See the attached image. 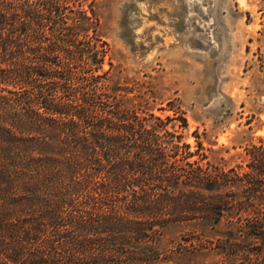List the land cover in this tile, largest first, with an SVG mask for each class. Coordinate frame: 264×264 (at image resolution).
<instances>
[{
	"label": "trees",
	"instance_id": "16d2710c",
	"mask_svg": "<svg viewBox=\"0 0 264 264\" xmlns=\"http://www.w3.org/2000/svg\"><path fill=\"white\" fill-rule=\"evenodd\" d=\"M97 28L84 0H0V264H264L263 143L247 168L204 160L97 72Z\"/></svg>",
	"mask_w": 264,
	"mask_h": 264
},
{
	"label": "rangeland",
	"instance_id": "374dc122",
	"mask_svg": "<svg viewBox=\"0 0 264 264\" xmlns=\"http://www.w3.org/2000/svg\"><path fill=\"white\" fill-rule=\"evenodd\" d=\"M98 17L109 86L165 118L211 162L247 168L248 148L264 145V0H84ZM111 62V63H110ZM181 116L185 117V121ZM194 154L192 157H197ZM189 226L171 224L173 248ZM172 264H221L206 249Z\"/></svg>",
	"mask_w": 264,
	"mask_h": 264
}]
</instances>
